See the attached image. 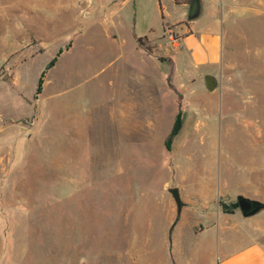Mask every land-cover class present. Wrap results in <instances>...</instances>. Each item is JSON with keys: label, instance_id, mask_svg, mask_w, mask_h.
<instances>
[{"label": "rangeland", "instance_id": "rangeland-1", "mask_svg": "<svg viewBox=\"0 0 264 264\" xmlns=\"http://www.w3.org/2000/svg\"><path fill=\"white\" fill-rule=\"evenodd\" d=\"M192 2L0 0V264H220L246 243L212 218L264 202V0H202L193 22L225 20L214 91L170 28Z\"/></svg>", "mask_w": 264, "mask_h": 264}, {"label": "crops", "instance_id": "crops-1", "mask_svg": "<svg viewBox=\"0 0 264 264\" xmlns=\"http://www.w3.org/2000/svg\"><path fill=\"white\" fill-rule=\"evenodd\" d=\"M186 14L184 11L182 17L173 21L171 25L180 35V47L188 54L191 65L206 74L221 70L226 52L224 17L222 21L215 17L205 24H197L196 21L181 23ZM152 33V31L148 32L146 35L148 39ZM134 37L141 36L134 35ZM240 214L241 212L236 210L226 216L217 208L216 216L212 218L214 220L217 218V226L214 222L209 223L210 226L205 230L204 235H213L211 231L214 226L217 230L224 232L228 229H239L247 237L246 243L235 251L226 253L220 264H264V211L249 218L242 217ZM235 218L236 221H242L243 225L240 222L236 223ZM226 221H230L231 224L226 225Z\"/></svg>", "mask_w": 264, "mask_h": 264}, {"label": "water", "instance_id": "water-1", "mask_svg": "<svg viewBox=\"0 0 264 264\" xmlns=\"http://www.w3.org/2000/svg\"><path fill=\"white\" fill-rule=\"evenodd\" d=\"M202 14V0H193L188 14V21L192 22L198 19ZM207 89L214 91L218 86V80L215 76L207 74L204 77ZM172 197L174 198L177 206L178 215L181 213L184 203L181 199L180 191L178 188L169 189ZM236 201L239 205V211L245 218L255 216L264 210V202L253 199L244 195H238Z\"/></svg>", "mask_w": 264, "mask_h": 264}, {"label": "trees", "instance_id": "trees-1", "mask_svg": "<svg viewBox=\"0 0 264 264\" xmlns=\"http://www.w3.org/2000/svg\"><path fill=\"white\" fill-rule=\"evenodd\" d=\"M159 6H160V10H161V16H162V19H164V14H163V6H162V3H161V0H159ZM165 28V26H163ZM174 26H171L170 28H172ZM137 41L139 43L140 46L144 47L148 52L151 51V47L146 44V42L148 41V37L145 36V37H138L137 38ZM57 61V57L53 58L47 65L46 67V70L48 69H51L55 63ZM43 77V76H42ZM42 83H43V79H40L39 81V84H38V91L41 90V87H42ZM181 118H182V112L180 111L176 117V120H175V123H174V127L172 129V132H171V137L170 139L168 140L167 142V145L169 144L170 140H172V138L176 137L178 132H179V129L181 127ZM221 207H222V210L225 212V213H229V214H232L234 213L236 210H239V205H238V202H234L230 205L228 204H221Z\"/></svg>", "mask_w": 264, "mask_h": 264}]
</instances>
